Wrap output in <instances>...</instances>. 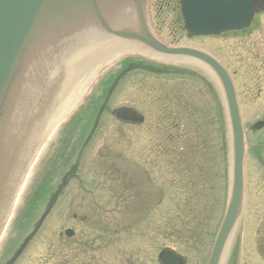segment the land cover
<instances>
[{
    "label": "rangeland",
    "instance_id": "obj_1",
    "mask_svg": "<svg viewBox=\"0 0 264 264\" xmlns=\"http://www.w3.org/2000/svg\"><path fill=\"white\" fill-rule=\"evenodd\" d=\"M92 48H96V44L92 43ZM76 54H74L69 60L68 63L72 64L74 58H76ZM129 56L125 53H117V55L113 54V57L104 61L100 66L101 71L103 73L107 72L111 68L115 66V64L120 61V59ZM94 74H89L90 78ZM156 86V82L150 77L144 75H129L120 85L117 92L113 97V102H111L112 106L115 107H123V106H132L139 111L146 112V116L149 118L148 121H153L151 117H158V113L155 109H153L149 114V110L153 107L149 106L147 92L149 91V86ZM255 113L257 109L255 107L250 108ZM109 124L106 125L103 132L104 135L100 137V139L96 142L93 150V157L95 158L96 153L100 155V157L105 160V155H110V160L100 161L101 164L93 163L89 160V153L85 152L82 158L83 166H89V171H87L86 176L89 177V180L85 183L88 187L87 189H92L89 183L95 184L98 183V187L94 194L87 195L86 198L94 197L96 194L100 197L101 203L98 204L96 201H84L83 199L74 200L73 204L70 202H66L61 205L58 211H55L51 218L48 220L46 227V234H56L58 240H62L59 238L58 234L60 232H64L67 228L74 229L78 238L83 241L87 240V244L83 250L85 253L79 252L76 253L75 256L78 258L80 264H127L128 261L133 262L132 264H154V258L158 255V251L162 249V247H175V245L171 244L172 240L168 239L166 228L171 227L168 224L167 215L170 214V194L165 195L162 198L161 205L158 206L160 209H155V214L153 215H145L142 219L140 232L133 234V237L130 238L127 244L124 242L123 247L120 243H113L108 247L105 246L104 241H102V236H97L96 233L92 230H88V228H93L91 225L87 227L84 224L85 217H102L105 216V222L110 223L112 227H115L118 223L119 226L125 224L123 221L124 216H120V213H125L129 211L130 204L132 203L131 212L126 217V222L130 224L132 227L136 225L137 220H141L144 211H148V203L151 202L153 198L148 197L150 195H154V197L158 196V192L150 189L144 188V178L140 173L133 171L132 165L126 164V162H120L119 157H121V153H123V159L125 158L128 161V158L131 160H137L135 167L142 174H147L146 172L150 171L152 175L155 177V186L152 189H156L161 192L158 186L160 185V181L156 180L158 178L159 173L157 169H152L151 166H146L143 162L144 159L140 157L141 153L150 152L151 147L147 149H143L141 144H143V140L145 137H148L147 133L152 134L154 138H159L160 142L162 141V135H166L169 137H180L178 132L182 130V125L180 124L179 129L176 131L169 130V128H164L162 132L154 131L152 125L147 123L145 130L143 127L138 126H128L125 128L119 127L116 123H114L113 119H108ZM88 125L84 127V131L88 132ZM121 128V129H120ZM84 135H79L75 142V146L72 149L71 155L75 154L78 150L79 144L83 140ZM214 144H217V134L215 129L213 130V134L211 136ZM148 141V140H147ZM86 142L85 138L84 141ZM157 142V140H156ZM166 149L169 151H173L176 147L174 142H169L166 139ZM219 146V145H218ZM116 154L117 158L114 156ZM142 156V154H141ZM247 166V196H248V206L245 210L244 215V229H247V234H243L242 245L244 249H249V253H251L252 247L257 242L256 239V228L258 227L259 221L264 215V176L260 171V167L257 162L254 161L250 157L248 159ZM112 161V164L117 166V163H124V168H128L129 174H125L126 172L120 171L117 167H112V165H105ZM169 168V167H167ZM168 170V169H167ZM57 171L54 168L53 163L50 165L47 163L44 170L40 174L41 177L47 175L49 179H55V183L53 188H55L56 183L58 182V176L56 175ZM175 174L177 172H174ZM84 174V173H83ZM125 175L133 177V183H135V187L133 188L136 193H139V196L136 199V195L132 194L131 191L127 189L128 179H125ZM168 176V175H167ZM116 187V189H114ZM151 188V187H147ZM39 191V184L35 186V188H31L30 192L27 196L26 202L29 201L33 193H37ZM84 197L83 195H81ZM97 196V198H98ZM134 197V199H133ZM96 198V199H97ZM157 200V198H155ZM73 209L77 217L71 215V210ZM154 208H151L152 211ZM249 211H254V215L249 213ZM262 215V216H261ZM261 216V217H260ZM260 217V218H259ZM104 220V219H103ZM250 230H249V229ZM259 228V227H258ZM136 229V228H134ZM166 234V236H165ZM55 238V237H54ZM101 238V240H99ZM45 241V242H44ZM37 243V244H36ZM29 247L26 255L19 261L18 264H67L65 254L63 256V251L58 250L55 245H51V242H48V238H42L40 242H36ZM154 243V244H153ZM58 244H61L58 242ZM51 245V246H50ZM96 247V248H95ZM100 247V251H97ZM70 248L72 249V245L70 243ZM102 248L108 249L103 251ZM97 254V255H96ZM252 254V253H251ZM238 253L237 259H233V253L230 255L227 264H238L239 260ZM191 260L192 258H190ZM99 258L100 260H98ZM45 262V263H44Z\"/></svg>",
    "mask_w": 264,
    "mask_h": 264
},
{
    "label": "water",
    "instance_id": "obj_2",
    "mask_svg": "<svg viewBox=\"0 0 264 264\" xmlns=\"http://www.w3.org/2000/svg\"><path fill=\"white\" fill-rule=\"evenodd\" d=\"M260 2L256 0L257 4ZM124 3L126 6L122 8L119 16L134 9L144 23L146 0H0V229L8 213L14 189L27 170L31 150L28 149V142L25 144L24 137L30 133L33 135L38 129V124L33 121L32 129L29 127L24 133L14 127L16 115L19 117L20 90L23 92L28 90L27 82L23 80L25 76L28 78V67L38 56L39 48L49 47L56 39L61 38L59 36L67 35L76 26L80 29L103 26L115 37L130 38L131 35L126 32L114 31L107 19ZM195 3L196 0H184L185 28L191 35H209L222 30L245 28L249 25L255 10L253 0L241 1V17L235 14L234 0H197L196 8ZM220 12L223 14H219ZM141 34L149 36L146 28ZM150 42L152 44L147 43L164 53L173 55L191 53L165 50L155 41ZM226 85L233 143L232 184L224 222L209 264H218L220 261L226 238L239 217L243 203L245 157L243 131L234 92L229 88L228 79ZM118 117L142 122V118L125 110L120 111ZM260 126L262 124L256 128ZM2 195L5 202L8 200V210L3 215L5 209L2 210Z\"/></svg>",
    "mask_w": 264,
    "mask_h": 264
},
{
    "label": "flooded vegetation",
    "instance_id": "obj_3",
    "mask_svg": "<svg viewBox=\"0 0 264 264\" xmlns=\"http://www.w3.org/2000/svg\"><path fill=\"white\" fill-rule=\"evenodd\" d=\"M180 9L179 0H157L150 7L158 30L162 31L167 22L170 25L172 34L162 38L171 39L174 43H183L182 39H188L183 31ZM191 40L194 48L213 55L229 72L238 93L244 123L264 121V9L247 30ZM245 101L248 106L257 109L256 114L244 108ZM260 131L264 132V129Z\"/></svg>",
    "mask_w": 264,
    "mask_h": 264
},
{
    "label": "bare ground",
    "instance_id": "obj_4",
    "mask_svg": "<svg viewBox=\"0 0 264 264\" xmlns=\"http://www.w3.org/2000/svg\"><path fill=\"white\" fill-rule=\"evenodd\" d=\"M84 83H85V80L84 79H81L79 82H77L75 84H73V82L70 83L71 86L69 85V89L71 90V93H72L70 97H67L65 95L66 91L63 89V85H60V88L58 90L61 91L62 93L65 91V93H63L62 100L63 99H73V100L74 99H77L78 96H80L82 94V92H83V85H84ZM60 98H61V94H59L56 97L57 100L60 99ZM73 100H71L67 105H62L61 104V108H66L67 106H69L72 103ZM8 195H10V192L8 193ZM2 201H3V197H2ZM2 210H4L2 212V215L5 214L7 212V210H8V200L5 202V198H4V202L2 204ZM7 216H8V213H7L6 217H5V219H3L2 225H3L4 221L6 220Z\"/></svg>",
    "mask_w": 264,
    "mask_h": 264
}]
</instances>
